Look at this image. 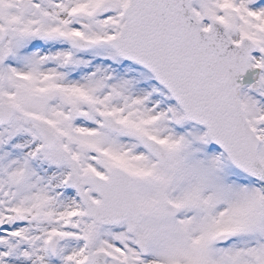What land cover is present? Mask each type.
I'll return each mask as SVG.
<instances>
[{"label": "snow or ice", "instance_id": "obj_1", "mask_svg": "<svg viewBox=\"0 0 264 264\" xmlns=\"http://www.w3.org/2000/svg\"><path fill=\"white\" fill-rule=\"evenodd\" d=\"M0 264H264V0H0Z\"/></svg>", "mask_w": 264, "mask_h": 264}]
</instances>
